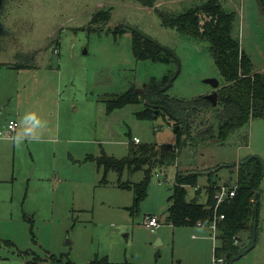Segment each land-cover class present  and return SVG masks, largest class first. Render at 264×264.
Returning a JSON list of instances; mask_svg holds the SVG:
<instances>
[{
    "label": "rangeland",
    "instance_id": "obj_1",
    "mask_svg": "<svg viewBox=\"0 0 264 264\" xmlns=\"http://www.w3.org/2000/svg\"><path fill=\"white\" fill-rule=\"evenodd\" d=\"M202 1L149 0L151 6L127 0L3 1L0 61L23 64L25 59L17 54L38 49L35 64L56 82L54 88H32L24 99L23 141L16 137L0 145V264H178L186 258L214 264L219 232L214 242L208 229L169 225L168 197L180 172L222 166L211 175L217 193L236 185L235 170L230 173L224 166L250 155L264 160V120H249L223 143H202L194 135L216 126V111L195 114L191 136H181L185 146L182 142L175 165L152 170L146 198L133 211L132 185L143 178V172L130 176L124 172L118 179L110 171L105 176L107 184L101 186L103 171L92 160L102 154L124 158L131 142L177 145L174 121L163 112L141 120L136 115L144 109L142 104L110 114L105 104L132 88L141 94L151 80L160 82L173 74L175 59L179 73L167 90L170 97L190 100L217 91L204 83L207 79L222 87L208 43L165 28L158 15L177 17ZM220 1L235 15L232 38L254 71L264 74V14L257 1ZM109 11L108 19L105 12ZM197 16L199 32H203L210 19ZM127 27L170 50L175 59L166 63L137 60ZM19 101L16 96L10 101L11 112L23 99ZM11 112L1 113L0 125ZM16 121L21 123L20 118ZM193 178L202 189L200 202L204 203L203 188L210 177ZM118 180L129 182L130 188L118 187ZM184 188L187 200L192 199L194 186ZM257 203L255 246L231 264H264V177ZM149 215L159 219L154 231L144 225ZM252 223L236 234L234 245L241 249L242 244L248 245Z\"/></svg>",
    "mask_w": 264,
    "mask_h": 264
},
{
    "label": "trees",
    "instance_id": "obj_2",
    "mask_svg": "<svg viewBox=\"0 0 264 264\" xmlns=\"http://www.w3.org/2000/svg\"><path fill=\"white\" fill-rule=\"evenodd\" d=\"M3 1L1 0L0 3V13ZM127 1L137 2L143 6H151L152 4L149 3V0ZM261 3L264 11V0H261ZM109 13L110 11L105 12L108 19ZM158 15L165 28L174 29L181 35H187L208 43L223 84L221 88L215 91L217 94L216 107H212L204 96L186 100L170 97L167 91H162L172 76L171 73L160 82L151 80L143 88L141 94H137L132 88L123 95L105 102L108 114L127 105L142 104L144 109L137 113L138 119L151 120L163 112L174 121L177 127L175 133L178 137V143L176 146L136 145L131 142L128 143V154L124 158L115 159L102 154L100 157L92 159L97 168L103 171L101 186L107 184L105 176L110 171L116 173L118 179L124 172L129 176L136 171L143 172V178L132 185L133 205L130 209L132 211L146 198L152 170L156 167L175 165L182 142L184 143L182 147L185 146L181 136L186 137V139L191 136L195 114L202 111H216V126L198 130L194 135V138L202 143L210 140L223 143L230 132L243 127L249 120H264V74L254 71L250 60L241 52L237 41L232 38L231 29L235 15L228 13L220 0H204L195 8H190L177 17H169L163 13H158ZM197 15L210 19L208 22L205 21L203 32H199ZM128 30L132 33L133 52L137 60L149 59L154 63H166L172 59L169 53L156 46L150 39L142 37L130 29ZM234 170L236 172L234 196L224 198L218 205L216 213H214V207L217 188L215 183L211 181L213 173L205 175L210 178H208V185L203 188L206 197L204 203L200 202L201 188L195 191L192 199L187 200L186 198L184 186L190 184L195 188L197 185L194 184L193 177L202 175L207 170L177 174L175 184L168 197L169 206L166 222L173 227L200 226L207 229L214 214L224 217L217 223L219 244L214 248L213 253L215 259L223 260L221 264H231L232 258L243 250L234 245L233 238L239 231L246 229L250 220L254 222L255 218L256 220L258 218V198L256 199V195L258 196L260 182L263 179L260 163L253 159L244 165L238 164L237 169L233 165L232 172ZM117 185L118 187L130 188L129 182L121 183L118 180ZM252 198L254 199L253 204L250 202ZM207 208H209L210 214L205 211ZM50 259L55 260L54 256H50ZM65 264L75 263L68 261Z\"/></svg>",
    "mask_w": 264,
    "mask_h": 264
},
{
    "label": "crops",
    "instance_id": "obj_3",
    "mask_svg": "<svg viewBox=\"0 0 264 264\" xmlns=\"http://www.w3.org/2000/svg\"><path fill=\"white\" fill-rule=\"evenodd\" d=\"M38 49H30L29 52L26 54L21 53L17 54L18 57H22L25 59V63H11V62H4L0 61V115L3 111L8 110V112L12 109L8 108L10 101L16 96V99L22 98L23 101L21 103H18L16 112L13 111L11 114H7V117L4 118V121L0 125V129L11 119L16 120L20 118L21 123L18 124L17 129L15 130L14 134L11 137L8 136V132L3 129V135L5 138L0 139V145L2 144H8L10 142L14 141V138L17 140L23 141V135H24V125L23 119L26 116L24 113V99L28 96V94L31 92L32 88L34 89H43L44 86H49L54 88V83L56 82L53 78H47L45 77L41 66L36 65L35 59L38 57ZM47 70H49V67H47ZM59 83L57 85L56 91L58 90ZM15 144V142H14ZM244 157H239L237 161L233 164L236 165L240 161L244 160ZM0 183H3L2 180H0ZM214 253V250H213ZM182 259L179 260L178 263L180 264H199L200 262L196 261L195 258ZM143 264H146L148 262H141Z\"/></svg>",
    "mask_w": 264,
    "mask_h": 264
},
{
    "label": "water",
    "instance_id": "obj_4",
    "mask_svg": "<svg viewBox=\"0 0 264 264\" xmlns=\"http://www.w3.org/2000/svg\"><path fill=\"white\" fill-rule=\"evenodd\" d=\"M256 1H257V4H258L260 13L264 14L261 0H256ZM0 3H1V0H0ZM131 30L134 31V32H137L140 36L145 37L141 33H139L135 28H132ZM154 44H156V43L154 42ZM156 46L161 48L163 51L169 53L171 55V57L175 59V57L173 56V54H172V52L170 50H168L166 48H163V47L159 46L158 44H156ZM175 61L177 63L175 72L172 74V76L170 77V79L167 82V84L162 88V91H167L172 86L174 80L176 79V77H177V75L179 73V63H178L177 59H175ZM204 83L209 84L214 90H217L219 88V82L214 80V79H207V80L204 81ZM138 91L140 92L141 90H138ZM204 98L211 103L212 107H216L217 94H216L215 91L210 93L209 95H206ZM176 129H177V127L175 128L174 132H176ZM253 159L257 160L260 163L261 170H262L261 174H262V177H264V160H262L258 155H250L245 160L240 161L239 164L244 165V164L248 163L249 161H251ZM224 167H226L227 169H230V173H232L233 165H225ZM220 168H222V166H218V167H216V168H214V169H212L210 171L203 172L202 175H208L210 173H214L217 170H219ZM257 198H258V196L256 195V199ZM205 211L208 214H210V210L209 209H205ZM256 229H257V220L255 218V220L253 222L252 229H251V238H250V241H249L248 245L245 246V244H242V247H244L243 250L239 254H237L236 256H234L232 258L231 263L239 260L241 257L246 255L249 251H251L254 248V246H255V238H256Z\"/></svg>",
    "mask_w": 264,
    "mask_h": 264
},
{
    "label": "built area",
    "instance_id": "obj_5",
    "mask_svg": "<svg viewBox=\"0 0 264 264\" xmlns=\"http://www.w3.org/2000/svg\"><path fill=\"white\" fill-rule=\"evenodd\" d=\"M17 127H18V123L16 120H13V119L9 120L2 127V130H0V139L5 138V136L3 135V133H4L3 129L8 132V136H6V137H11L14 134ZM133 141L137 142V139L134 138ZM156 177H158V176L156 175ZM197 189H198V187L194 188L195 191H197ZM235 190H236V186L222 188L221 191L215 195L216 206L214 208V213H216L218 205L224 200V198H226V197L231 198L234 196ZM223 218H224L223 216H216V214H214L212 221L207 228L210 231V233L212 234L211 238L214 240V242L216 241V233L218 231L217 223L220 222ZM144 225L146 228L150 229V231H154L159 226V219L156 216H150L149 215L146 222L144 223ZM222 261H223L222 259H215L214 258L213 263L214 264H221Z\"/></svg>",
    "mask_w": 264,
    "mask_h": 264
},
{
    "label": "flooded vegetation",
    "instance_id": "obj_6",
    "mask_svg": "<svg viewBox=\"0 0 264 264\" xmlns=\"http://www.w3.org/2000/svg\"><path fill=\"white\" fill-rule=\"evenodd\" d=\"M128 29H130V28H128ZM131 30V29H130Z\"/></svg>",
    "mask_w": 264,
    "mask_h": 264
}]
</instances>
